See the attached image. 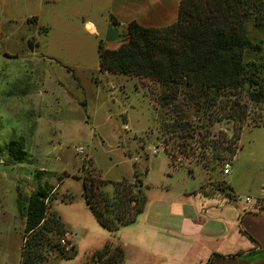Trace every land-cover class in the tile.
<instances>
[{
  "label": "rangeland",
  "instance_id": "1",
  "mask_svg": "<svg viewBox=\"0 0 264 264\" xmlns=\"http://www.w3.org/2000/svg\"><path fill=\"white\" fill-rule=\"evenodd\" d=\"M248 32L253 42H264V32L251 23ZM98 43L87 42L77 54L56 47L61 54L51 53L47 42L37 48V42H21L13 31L0 36V264H19L28 198L39 186H50L47 214L57 215L66 230L58 238L72 233L76 250L67 258L46 246V264H93L92 254L120 230L102 226L86 204L84 176L106 180L109 194L113 182L137 179L146 203L162 193L160 186L176 183L202 182L229 195V181L241 196L261 195L264 124H248L264 119V103L251 105L235 156L203 165L202 127L196 126L201 120L193 122L192 140L186 130H174L182 113L173 105L162 107L159 84L100 71ZM232 126L216 123L206 139H232ZM13 140L24 152L21 158L9 151ZM205 155L213 156L210 148Z\"/></svg>",
  "mask_w": 264,
  "mask_h": 264
},
{
  "label": "trees",
  "instance_id": "2",
  "mask_svg": "<svg viewBox=\"0 0 264 264\" xmlns=\"http://www.w3.org/2000/svg\"><path fill=\"white\" fill-rule=\"evenodd\" d=\"M248 23L264 32V0H180L175 23L150 28L130 22L128 40L116 49L100 40L99 69L155 80L162 107L173 105L182 113L174 130H186L192 140L193 122L201 120L196 126L202 127V164H219L235 156L251 105L264 103V42L250 39ZM224 121L233 123L232 139L224 134L211 144L206 139L214 133L211 128ZM251 122L248 125L264 124V119ZM208 148L213 156H204ZM9 151L15 158L24 154L14 140ZM106 183L84 176V196L99 223L116 233L136 220L146 200L137 179L113 182L112 194L104 191ZM50 190L39 186L29 195L19 264H46V246L56 247L67 258L76 253L74 244L60 243L58 234L66 230L59 217L47 214ZM92 257L93 264H123L125 253L121 244L109 239Z\"/></svg>",
  "mask_w": 264,
  "mask_h": 264
},
{
  "label": "crops",
  "instance_id": "3",
  "mask_svg": "<svg viewBox=\"0 0 264 264\" xmlns=\"http://www.w3.org/2000/svg\"><path fill=\"white\" fill-rule=\"evenodd\" d=\"M179 7L180 0H0V36L13 31L36 48L47 42L51 53L77 54L100 40L116 49L128 40L130 22L165 27ZM257 181L261 195L250 201L233 200L239 193L229 181L230 195L202 182L160 186L112 239L124 249L123 264H264V180Z\"/></svg>",
  "mask_w": 264,
  "mask_h": 264
},
{
  "label": "built area",
  "instance_id": "4",
  "mask_svg": "<svg viewBox=\"0 0 264 264\" xmlns=\"http://www.w3.org/2000/svg\"><path fill=\"white\" fill-rule=\"evenodd\" d=\"M79 151L82 152L83 149H79ZM230 167H231V164H230L229 161L224 162V164H223V173H224V174H228L229 171H230ZM251 199H252V198H251L250 196H248V195H246V196L238 195V196H235V197L233 198V200H235V201H239V200L250 201ZM66 235H67V238H66V237H62V238L60 239V242H61L62 244L68 245V246L70 247V246L72 245V243L69 242V239H71L70 237H72V233L67 232ZM69 236H70V237H69Z\"/></svg>",
  "mask_w": 264,
  "mask_h": 264
}]
</instances>
